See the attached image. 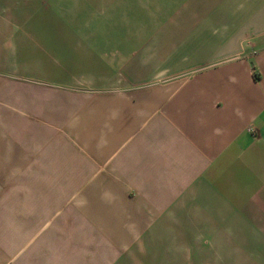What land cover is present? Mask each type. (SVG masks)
<instances>
[{
    "label": "crops",
    "instance_id": "obj_1",
    "mask_svg": "<svg viewBox=\"0 0 264 264\" xmlns=\"http://www.w3.org/2000/svg\"><path fill=\"white\" fill-rule=\"evenodd\" d=\"M99 1L0 0V264H264V0Z\"/></svg>",
    "mask_w": 264,
    "mask_h": 264
},
{
    "label": "rangeland",
    "instance_id": "obj_2",
    "mask_svg": "<svg viewBox=\"0 0 264 264\" xmlns=\"http://www.w3.org/2000/svg\"><path fill=\"white\" fill-rule=\"evenodd\" d=\"M39 1L40 5L38 7L41 18L36 21L37 15H35L33 22H38L37 32L32 35V38L37 42H40L42 37L45 39L43 42L47 41L45 44L49 45L52 40L68 39V34L71 33L72 36H76L81 34L80 31L87 32L86 39H98L102 34L109 33L113 35L119 32L111 19H107V16L98 13L99 0H67V2L70 1V8L73 7L72 9H74L71 14L65 9L64 4L59 6L55 0ZM24 2H33V0H24ZM25 6L28 7V5ZM121 24L127 25L126 20H122ZM22 31L16 52L18 53L20 50L24 52L25 56H29L30 46L27 42H31V37L25 32L23 35ZM125 33L121 31V34Z\"/></svg>",
    "mask_w": 264,
    "mask_h": 264
}]
</instances>
